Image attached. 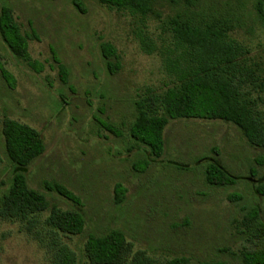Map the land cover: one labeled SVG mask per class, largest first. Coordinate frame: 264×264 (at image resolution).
Wrapping results in <instances>:
<instances>
[{
	"label": "rangeland",
	"instance_id": "rangeland-1",
	"mask_svg": "<svg viewBox=\"0 0 264 264\" xmlns=\"http://www.w3.org/2000/svg\"><path fill=\"white\" fill-rule=\"evenodd\" d=\"M196 1L205 4L207 14L235 15L231 37L247 46L264 70V25L255 0ZM189 3L159 0L156 14L141 19L97 0H0V10L10 9L27 37L34 65L12 55L0 37V68L13 79L9 86L0 73V195L11 177L1 133L3 120L10 119L36 130L45 146L28 167V186L45 193L49 207L72 209L43 189L44 183L63 185L79 197L84 218L80 235L52 233L44 224L47 211L27 221L0 218V264H50L56 243L74 252L78 264H88V237L111 230L124 234L130 260L142 254L154 263L184 257L190 264H241V251L264 247L245 223L252 207L264 223V197L254 193L264 184V150L250 146L236 126L168 120L162 157L144 172L135 170L144 149L129 134L134 103L148 90L171 86L169 59L176 48L167 21ZM103 42L116 49L118 67L111 75L100 54ZM57 62L68 71L65 84ZM211 158L240 178L234 186L204 182ZM116 184L125 190L118 205Z\"/></svg>",
	"mask_w": 264,
	"mask_h": 264
},
{
	"label": "trees",
	"instance_id": "trees-1",
	"mask_svg": "<svg viewBox=\"0 0 264 264\" xmlns=\"http://www.w3.org/2000/svg\"><path fill=\"white\" fill-rule=\"evenodd\" d=\"M158 1L97 0L101 6L125 11L141 19L156 14ZM189 1V8L167 21V29L176 48L174 59H169V71L174 78L171 86L163 92L148 90L134 103L135 115L129 134L135 144L144 149L139 150L143 159L135 168L138 172H144L162 157L165 147L163 133L168 120L230 123L239 129L250 146L264 150V70L252 60L249 48L231 37L235 30L233 13L226 10L227 13L223 14H207L205 4ZM253 8L264 25V0H255ZM0 37L12 55L34 68L27 50V37L21 33L6 7L0 10ZM99 48L107 73L111 75L118 67L116 49L107 42L101 43ZM149 49L147 52H152V48ZM59 67L63 76L61 81L65 84L68 71L61 64ZM0 73L11 86V75L2 68ZM106 128L119 137L116 131ZM1 133L5 157L11 164V177L8 188L0 195V218L27 221L47 211L44 224L52 233L80 235L84 218L78 196L61 184L44 183L46 192L56 194L73 207L61 210L56 206L49 207L45 193L28 186V167L45 151L39 133L10 119L3 120ZM203 177L211 187H232L240 179L213 158L205 162ZM124 192L121 184L114 186L117 205L122 203ZM254 193L264 197V184L255 187ZM245 223L255 238L264 241V223L256 208L252 207L245 214ZM129 251L130 245L124 234L116 230L91 235L84 244L88 264H190L184 257L154 263L142 254L130 260ZM239 260L241 264H264V247L241 251ZM50 264H78V260L74 252L56 243L50 254ZM197 264L225 263L201 261Z\"/></svg>",
	"mask_w": 264,
	"mask_h": 264
}]
</instances>
